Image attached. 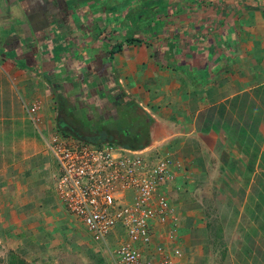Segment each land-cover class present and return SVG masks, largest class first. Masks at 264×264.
I'll return each instance as SVG.
<instances>
[{"label": "crops", "instance_id": "1", "mask_svg": "<svg viewBox=\"0 0 264 264\" xmlns=\"http://www.w3.org/2000/svg\"><path fill=\"white\" fill-rule=\"evenodd\" d=\"M113 1L0 0V67L21 97L38 103V122L22 125L0 162V259L115 264L110 252L124 230L96 241L66 211L47 148L56 128L51 87L86 96L83 109L99 98L111 117L122 111L107 105L115 88L150 118L140 150L168 158L173 173L162 188L173 215L153 224L142 260L264 264V0L156 1L150 19L163 20L161 31L136 40L114 32L120 47L107 62L113 44L101 27Z\"/></svg>", "mask_w": 264, "mask_h": 264}, {"label": "built area", "instance_id": "2", "mask_svg": "<svg viewBox=\"0 0 264 264\" xmlns=\"http://www.w3.org/2000/svg\"><path fill=\"white\" fill-rule=\"evenodd\" d=\"M30 116L37 104H25ZM57 174L54 189L64 208L79 219L94 240L115 227L125 236L111 250L115 264H171L167 256L142 260L140 246L152 238L154 223L166 224L173 209L162 188L173 178L170 160H155L140 149L94 145L62 136L55 128L47 140Z\"/></svg>", "mask_w": 264, "mask_h": 264}, {"label": "trees", "instance_id": "3", "mask_svg": "<svg viewBox=\"0 0 264 264\" xmlns=\"http://www.w3.org/2000/svg\"><path fill=\"white\" fill-rule=\"evenodd\" d=\"M137 1L138 0H136V2ZM139 1H142V3L138 2L137 5L133 4L134 2L132 0H123L121 2H114V4H108L107 11L104 12L108 20L106 25L101 27V31L105 32L104 39H107L113 44V47L108 50L107 56L104 54V58L107 62L111 60L114 51L120 47L119 43L114 46L116 43L112 42L116 36L124 37V40H136L141 36L146 37L153 35L154 33L161 31L160 28L164 27L163 20L158 21V24L150 19V16L154 15L155 10L153 3L157 1L154 4H158L159 6L160 0ZM126 9L127 11H125ZM124 12L125 15L122 20H120L117 27L108 28L110 20L117 19ZM99 13L102 14V12ZM130 13L133 16H136L134 21L130 17L127 21L125 20L126 15L129 16ZM133 25H136L135 27L138 28L139 31L135 32L132 30L125 33H116V31H119L121 28H132ZM144 26H147L149 31H143L142 27ZM107 28L109 30L105 31ZM114 32L116 36L114 35ZM3 55H6V53ZM8 55L9 57L11 56L10 53H8ZM45 79L48 81L50 80L48 77H45ZM81 80L85 81L84 78ZM75 84L76 83H74V85ZM51 89L55 101V127L62 136L72 137L79 141L94 145L109 143L129 149H140L146 144L148 140L149 116L142 108L135 105L131 100L126 99L123 94H120L115 88H108L106 94H111L110 100L116 105V110L121 108L122 111H120V114L118 111L117 119H114L113 117L105 118L102 122L100 121L97 124L93 125L92 123L93 126L87 122V119L78 116L77 109L74 110L71 107L70 98L64 97L60 88L51 87ZM11 257L13 259L11 264H27L24 260L19 259L14 254H11Z\"/></svg>", "mask_w": 264, "mask_h": 264}, {"label": "rangeland", "instance_id": "4", "mask_svg": "<svg viewBox=\"0 0 264 264\" xmlns=\"http://www.w3.org/2000/svg\"><path fill=\"white\" fill-rule=\"evenodd\" d=\"M115 1V0H114ZM114 1L112 2L114 4ZM123 0H119L117 2H121ZM142 3V1H137ZM110 3V4H112ZM127 11V9L125 10ZM143 31H149L147 26L142 27ZM1 59L2 56L0 55ZM0 59V60H1ZM1 64V63H0ZM4 64V63H3ZM0 67V134H4V132L8 133V138H0V162L2 163L4 159L7 160L8 157L14 152L12 143L16 141L19 137H21L23 131V126L35 124L38 122V118L36 115H28L26 112L25 104L26 103H36L37 101L31 99L30 101L21 97L16 90V84L11 81V79L6 75L5 67L1 65ZM86 97V96H85ZM85 97L83 98H70L71 107L78 111V116H82L84 119H87V122L93 126L94 124L102 122L105 118H110L111 116H106L103 113V106L101 99H94L93 103L95 104L93 107L86 106L85 109L82 106L85 102H88L89 99ZM112 101H109L107 104L111 106ZM82 112V113H81ZM105 112V110H104ZM87 116V118H86ZM116 116V117H115ZM114 119H117V115L113 116ZM93 123V125H92ZM23 125V126H22ZM13 134V136L11 135ZM10 137V138H9ZM11 148H8V146ZM9 152L11 154H9ZM9 154V155H8ZM10 253L8 257L4 259H0V264H11L12 257ZM15 255V254H14ZM17 256V255H16ZM20 259V258H19ZM16 261V260H15ZM16 264V263H15ZM28 264V263H27Z\"/></svg>", "mask_w": 264, "mask_h": 264}]
</instances>
